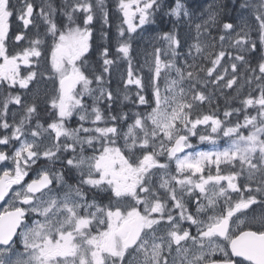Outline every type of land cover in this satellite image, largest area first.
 I'll return each mask as SVG.
<instances>
[{"label":"snow or ice","instance_id":"obj_1","mask_svg":"<svg viewBox=\"0 0 264 264\" xmlns=\"http://www.w3.org/2000/svg\"><path fill=\"white\" fill-rule=\"evenodd\" d=\"M0 4V264H264V0Z\"/></svg>","mask_w":264,"mask_h":264},{"label":"rangeland","instance_id":"obj_2","mask_svg":"<svg viewBox=\"0 0 264 264\" xmlns=\"http://www.w3.org/2000/svg\"><path fill=\"white\" fill-rule=\"evenodd\" d=\"M108 3H109V6L111 7L112 6V0H108ZM207 3H208V0H206L205 4H207ZM152 27H153V25L147 26V30L143 33V36L145 38L151 37L156 32L162 31V30H159L160 28L156 29V30L151 29ZM94 35H95V42L99 43V35H100V33H99V25L97 26V31L95 32ZM136 47H138V48H147L148 44L146 43L145 40H141V41L138 42ZM138 59L142 63L143 60H144V57L140 56ZM120 70H124V66H121ZM145 71H147V69H145ZM115 86H116V82L113 85V87H115ZM191 142L197 147V150H205V151L211 150V145L208 144V143H200L199 140H198V137H193ZM219 146H220V148H223V147L227 146V141L225 139L221 138L220 141H219ZM173 168H174V165H173Z\"/></svg>","mask_w":264,"mask_h":264},{"label":"trees","instance_id":"obj_3","mask_svg":"<svg viewBox=\"0 0 264 264\" xmlns=\"http://www.w3.org/2000/svg\"><path fill=\"white\" fill-rule=\"evenodd\" d=\"M190 2H193L194 4H205L206 0H190ZM231 2V0H229V3ZM160 28V29H159ZM171 28V23L169 22V20L167 18H164L163 20H158V23L156 25H153V27L151 29H159V30H163L166 31L168 29ZM116 80H113V85L115 84Z\"/></svg>","mask_w":264,"mask_h":264},{"label":"flooded vegetation","instance_id":"obj_4","mask_svg":"<svg viewBox=\"0 0 264 264\" xmlns=\"http://www.w3.org/2000/svg\"><path fill=\"white\" fill-rule=\"evenodd\" d=\"M6 20L7 16L4 12L3 4H0V31H3L6 28ZM4 206L3 202H0V209ZM193 233H195V229H192Z\"/></svg>","mask_w":264,"mask_h":264}]
</instances>
